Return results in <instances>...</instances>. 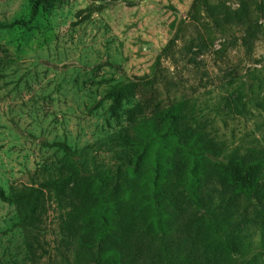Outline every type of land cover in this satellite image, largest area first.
<instances>
[{
    "label": "rangeland",
    "instance_id": "1",
    "mask_svg": "<svg viewBox=\"0 0 264 264\" xmlns=\"http://www.w3.org/2000/svg\"><path fill=\"white\" fill-rule=\"evenodd\" d=\"M193 1L41 0L34 21L0 27L5 193L52 177L59 165L53 163L64 156L50 146L57 142L81 152L89 168L112 167L106 191L128 173L153 176L154 144L141 141L122 157L110 138H136L132 120L142 130L148 119L162 121L164 95L145 84L156 70L182 96L171 116H193L174 119L175 127L199 128L227 150L264 158V0H206L188 15ZM32 2L0 0V25L27 21ZM181 143L170 134L162 152L179 154ZM89 172H76L58 193L46 191L39 222L29 231L17 224L34 202L0 201V264H76L62 218L72 215L81 224L71 208L91 212L96 186ZM230 193L219 178H205L200 203L192 201L183 216L190 230L167 246L157 236L134 240L137 261L131 264H264V165L254 191L225 204L220 217L229 228L222 233L204 216V206ZM92 252L99 256L96 243Z\"/></svg>",
    "mask_w": 264,
    "mask_h": 264
},
{
    "label": "trees",
    "instance_id": "2",
    "mask_svg": "<svg viewBox=\"0 0 264 264\" xmlns=\"http://www.w3.org/2000/svg\"><path fill=\"white\" fill-rule=\"evenodd\" d=\"M40 1L33 0L27 21H14L0 27L10 28L34 21ZM205 1L194 0L188 15ZM171 43L172 41L163 52ZM145 84L159 87L164 95L165 109L162 112V121L148 119L145 121V129L142 130L137 127V122L132 120V130L136 132V138L117 133L110 141H113L118 149L115 151L122 157H127L136 147L142 146L141 141H145V146L154 144L153 176L146 175L145 172L128 173L117 189L106 191V183L113 176L112 167H105L103 171H100L99 165L89 168L81 159V152L73 150L63 142H57L50 146L61 149L64 156L53 163L59 165L54 168L52 177L45 178L37 187H23L10 193H5L0 186V201L4 203L19 205L34 202L17 224L29 231L35 222H39L37 208H42L46 191L58 193L76 172L90 175L89 170L92 169L96 186V193L92 196L96 198V203L90 209L91 212H83L88 206L71 208L74 212L78 211L81 224L75 222L71 218L72 215L62 218L65 236L69 245L73 243L76 264H131L137 261V255L131 246L133 241L145 237L157 236L159 240L163 239L164 245L167 246L178 233L190 230V226H183V216L192 201L200 203L205 178L217 177L231 190L229 195L219 196L216 206H204L203 213L210 218L217 231L227 233L229 226L224 224L220 217L225 204L238 194L248 195L253 192L260 180L264 158H249L239 154L237 149L227 150L225 144L210 138L199 128L178 129L174 119H193V116L188 114L171 116L180 105L181 94L175 95L171 85L162 78L158 70ZM170 134H175L182 140L179 154L171 148L162 152V144ZM93 147L89 145L86 149ZM62 167L66 168L65 176L66 172L62 171ZM51 171L47 172V175H50ZM216 207H220V210L216 211ZM261 212L264 213V208ZM33 243L32 240L30 248ZM95 243L99 255L97 258L90 257ZM228 246L232 247L229 242ZM129 256L130 259L126 261L125 258Z\"/></svg>",
    "mask_w": 264,
    "mask_h": 264
}]
</instances>
